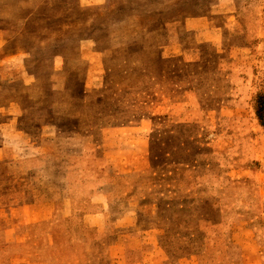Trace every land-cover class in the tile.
<instances>
[{
  "label": "rangeland",
  "instance_id": "374dc122",
  "mask_svg": "<svg viewBox=\"0 0 264 264\" xmlns=\"http://www.w3.org/2000/svg\"><path fill=\"white\" fill-rule=\"evenodd\" d=\"M0 84L59 104L0 125L12 264H264V0H0Z\"/></svg>",
  "mask_w": 264,
  "mask_h": 264
},
{
  "label": "crops",
  "instance_id": "0c3cea01",
  "mask_svg": "<svg viewBox=\"0 0 264 264\" xmlns=\"http://www.w3.org/2000/svg\"><path fill=\"white\" fill-rule=\"evenodd\" d=\"M251 26L256 27L255 22H252ZM98 90L99 89H97L96 92H98ZM114 90L112 89L111 91V96H112L111 103L114 102L115 104L119 99V95L117 94V91ZM118 91L119 92L123 91V93L126 94L128 93L129 89L128 90L119 89ZM4 92H8L10 95H12L13 92H17V89L14 85L0 84V95H2V93ZM122 99H125V97H123ZM18 100H20V98ZM14 101H11V99L2 100V98H0V125L9 122L12 119V116L14 115H16L15 119L18 124H22V121L25 119L36 121V123H42L41 114L43 113H48V116H51L52 119L55 116H57L54 110L56 109V107H59V104H56L54 102L48 105V107H41L40 103L37 100H35L32 103L31 107H28L27 110L22 105L24 109L22 108L20 110L21 112L17 114L19 109L15 110L14 112L13 110ZM33 113L34 114L41 113V114L38 115V117H33L32 119H29V115ZM17 130L22 131L24 129L19 125ZM31 138L32 139H30L28 142L30 144V147L31 146L33 147L35 144H38L42 141L43 136L41 133H38L34 130L32 131ZM13 143L17 144V140H15ZM1 148L2 147L0 146V193L16 190V188L20 189L22 186H24V184L21 185V182H25L28 179L27 175H29V172L31 170L34 156H31V158L30 157L27 158L26 161H22L21 158L19 157L18 149L14 150V152H16V156H9V154L5 150H2ZM70 218L71 215L61 216L60 214H58V212L55 211L52 212L50 216L41 220L38 224L39 226L38 228L42 236V243L44 245L48 244V240L50 239V236L52 235V233L56 231L65 230L67 232L73 233L74 232L73 229L67 228L66 226ZM51 224L53 227L50 226ZM2 237L3 235L0 231V264H12L8 255V247H7L8 245L4 243ZM141 248L142 249L144 248V246L141 243L135 244L129 250V253L133 254V253L141 252L142 251ZM143 260H144L143 254L140 253L138 257H136L134 260L129 259L123 263L119 262V264H140ZM162 260L164 261V258H162L161 261ZM152 264H157V263L156 261H153ZM164 264H175V262L168 263V261H165Z\"/></svg>",
  "mask_w": 264,
  "mask_h": 264
},
{
  "label": "trees",
  "instance_id": "16d2710c",
  "mask_svg": "<svg viewBox=\"0 0 264 264\" xmlns=\"http://www.w3.org/2000/svg\"><path fill=\"white\" fill-rule=\"evenodd\" d=\"M263 110H264V103H263V98L261 96L258 97V117L260 120H263Z\"/></svg>",
  "mask_w": 264,
  "mask_h": 264
}]
</instances>
